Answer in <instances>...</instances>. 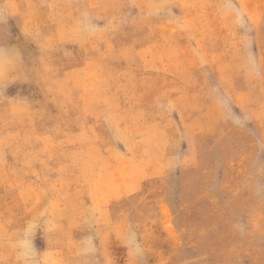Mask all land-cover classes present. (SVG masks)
<instances>
[{
  "label": "rangeland",
  "instance_id": "obj_1",
  "mask_svg": "<svg viewBox=\"0 0 264 264\" xmlns=\"http://www.w3.org/2000/svg\"><path fill=\"white\" fill-rule=\"evenodd\" d=\"M0 264H264V0H0Z\"/></svg>",
  "mask_w": 264,
  "mask_h": 264
}]
</instances>
